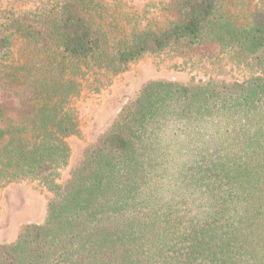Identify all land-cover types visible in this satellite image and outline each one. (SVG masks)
I'll use <instances>...</instances> for the list:
<instances>
[{"label":"trees","instance_id":"1","mask_svg":"<svg viewBox=\"0 0 264 264\" xmlns=\"http://www.w3.org/2000/svg\"><path fill=\"white\" fill-rule=\"evenodd\" d=\"M169 6L165 27L120 34L96 0L0 22V188L53 194L42 223L0 244V264H264V0ZM202 45L260 74L140 85L58 182L81 79Z\"/></svg>","mask_w":264,"mask_h":264},{"label":"rangeland","instance_id":"2","mask_svg":"<svg viewBox=\"0 0 264 264\" xmlns=\"http://www.w3.org/2000/svg\"><path fill=\"white\" fill-rule=\"evenodd\" d=\"M96 1L103 11L102 20L106 24L112 22L117 34L147 26L160 29L171 19L169 4L172 0ZM59 4L61 0H0V22L8 15L21 17L31 13H44L56 9ZM25 49L18 40L14 59L22 57ZM259 74L260 71L250 62H237L232 54L222 52L215 45L172 46L162 53L145 55L129 64L124 72L115 75L94 69L80 80V95L71 102L79 133L68 139L70 158L60 170L58 182L63 183L67 179L69 170L82 149L92 144L105 130L110 120L140 85L152 80L201 84L245 81ZM52 196L37 181L27 179L1 187L0 244L12 242L23 226L42 223L47 203Z\"/></svg>","mask_w":264,"mask_h":264}]
</instances>
